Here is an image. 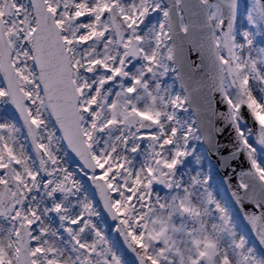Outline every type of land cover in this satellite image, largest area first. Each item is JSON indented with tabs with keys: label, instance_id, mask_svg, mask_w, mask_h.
Returning <instances> with one entry per match:
<instances>
[{
	"label": "snow or ice",
	"instance_id": "6c2138e0",
	"mask_svg": "<svg viewBox=\"0 0 264 264\" xmlns=\"http://www.w3.org/2000/svg\"><path fill=\"white\" fill-rule=\"evenodd\" d=\"M235 9L236 0H0V264H264L209 177L176 175L191 140L211 143L217 120L232 124L251 178L233 195L264 248V166L240 127L246 110L264 145V46L247 31L237 43ZM254 16L264 20L262 0L248 16L255 26ZM201 57L209 101L182 67L199 70ZM169 72L181 91L162 85ZM189 108L191 122L179 115Z\"/></svg>",
	"mask_w": 264,
	"mask_h": 264
},
{
	"label": "water",
	"instance_id": "95a60500",
	"mask_svg": "<svg viewBox=\"0 0 264 264\" xmlns=\"http://www.w3.org/2000/svg\"><path fill=\"white\" fill-rule=\"evenodd\" d=\"M262 2H264V0H262ZM242 12V8L238 9L236 5L234 24L237 18L242 16ZM204 34V29L198 30L197 42H199L200 36ZM180 40L183 42L185 50L189 53L188 58L195 61L197 57L200 56V53H192V44L187 42V38H185L183 34H181ZM200 62L202 64V67L194 72H190L186 66L182 67L184 68L185 74L187 76H190L194 82H199L204 85V87L202 88L201 96L204 101H209L211 99L212 93L210 91L209 82L207 79L208 63L206 58L203 57H201ZM216 107L221 111L224 108V106L220 105L219 103H217ZM242 116V120L250 126L253 135L256 137V126L251 120L250 116L247 114L246 110L242 111ZM215 123L220 126L222 130L219 133L215 134L211 143L205 142L206 149L211 162L213 163L215 169L222 178L224 185L230 194L231 200L237 213L239 214L245 226L249 229L252 234L251 228L244 220L243 212L241 211V208L237 204L236 199L233 195L234 191H239L238 180L240 179V174L242 175L245 181L251 180V178L248 176V173L250 171V162L244 151H238L240 147L238 144L239 138L235 135L234 126L230 123H225L221 120H217ZM242 206L244 212H247L248 210L255 211L254 205L250 202H243ZM262 207H264V205H262ZM254 239L256 240L255 237ZM256 242L258 243L257 240ZM262 250L264 251V248H262Z\"/></svg>",
	"mask_w": 264,
	"mask_h": 264
},
{
	"label": "rangeland",
	"instance_id": "374dc122",
	"mask_svg": "<svg viewBox=\"0 0 264 264\" xmlns=\"http://www.w3.org/2000/svg\"><path fill=\"white\" fill-rule=\"evenodd\" d=\"M238 4L243 5L244 9H246L245 16L242 18L244 21V28L242 34L247 31L253 34L255 45L257 48L264 46V20H261L258 16H254L256 20V25L254 26L249 21V13L252 12L255 6V0H237ZM159 17L155 14L153 15V21H149L152 23L154 21H158ZM241 43H243V35L241 38ZM136 63H139L138 61ZM172 72H169L165 77L161 78V83L165 88H170V91L176 92L174 86L173 76L171 77ZM180 118L182 120H187L191 122L193 119V114L190 111L181 112ZM258 118L264 121V113H258ZM240 127L245 130L246 133H249L248 139L249 143L253 145L256 149L255 158L257 161L264 166V145H260L257 143L255 138L252 136L250 129L244 123H240ZM143 148V144L141 145ZM189 149L190 155L184 157L179 165L176 168V175L178 178L182 180L183 183L187 184L190 183L191 178L193 176H200L203 177L207 175L209 177L207 188L210 190L218 201H220L231 213L233 222L235 224V228L238 234L244 235L246 237L247 243L249 246H253L256 249V246L252 243L253 241L250 240L248 232L241 224L240 220L236 217L232 207L228 204L226 196L224 194V190L218 186V179L213 176L212 167L207 160V155L204 149L203 144H201V140H191L189 142ZM139 159V156L137 157ZM154 190L163 192L164 189L161 185H154ZM258 255L264 257L263 254H260L256 249Z\"/></svg>",
	"mask_w": 264,
	"mask_h": 264
},
{
	"label": "bare ground",
	"instance_id": "6f19581e",
	"mask_svg": "<svg viewBox=\"0 0 264 264\" xmlns=\"http://www.w3.org/2000/svg\"><path fill=\"white\" fill-rule=\"evenodd\" d=\"M243 28H244V21L242 19H238L235 25V30H234V36H235L237 43H241Z\"/></svg>",
	"mask_w": 264,
	"mask_h": 264
}]
</instances>
